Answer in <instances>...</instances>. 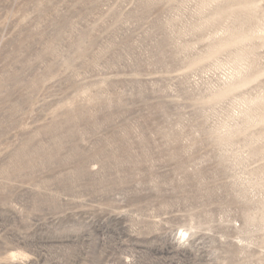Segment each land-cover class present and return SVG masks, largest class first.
I'll list each match as a JSON object with an SVG mask.
<instances>
[{
	"label": "rangeland",
	"instance_id": "1",
	"mask_svg": "<svg viewBox=\"0 0 264 264\" xmlns=\"http://www.w3.org/2000/svg\"><path fill=\"white\" fill-rule=\"evenodd\" d=\"M263 24L0 0V264H264Z\"/></svg>",
	"mask_w": 264,
	"mask_h": 264
},
{
	"label": "bare ground",
	"instance_id": "2",
	"mask_svg": "<svg viewBox=\"0 0 264 264\" xmlns=\"http://www.w3.org/2000/svg\"><path fill=\"white\" fill-rule=\"evenodd\" d=\"M249 5H251V6H254V4L252 5V3L251 4H249ZM259 7V6H258ZM248 17V16H247ZM253 18V17H252ZM259 29V31L260 32H262V33H264V24L260 27V28H258ZM255 34V33H254ZM249 36V35H248ZM245 39V37L244 36H239V38H236L235 39V42L237 43V41H242V40H244ZM249 41V40H248ZM224 47V46H223ZM247 54H249L248 52H246V51H244V50H241L240 49V51H239V54H237V57H236V61L235 62H240V61H243V60H245V58H246V55ZM262 119V118H261Z\"/></svg>",
	"mask_w": 264,
	"mask_h": 264
}]
</instances>
